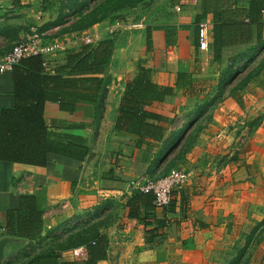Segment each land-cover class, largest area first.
Instances as JSON below:
<instances>
[{
  "label": "crops",
  "instance_id": "crops-1",
  "mask_svg": "<svg viewBox=\"0 0 264 264\" xmlns=\"http://www.w3.org/2000/svg\"><path fill=\"white\" fill-rule=\"evenodd\" d=\"M248 1L237 0L222 14L221 63L213 60L211 41L207 50L197 48L196 18L210 27L213 22L210 13L201 12V0H154L147 7L142 29L111 31L112 24L105 20L88 28L100 39L115 42L111 61L102 73L106 84L98 123H93L96 107L89 102L80 103L70 114L46 101L43 114L50 130L86 138L89 153L82 162L50 155L45 166L0 160V238L8 236L3 231L4 213L16 205L19 195H36L44 207L40 237H14L17 240L4 247L1 264H24L48 249L56 250L62 261H75L71 250L76 247H61L87 220V212L108 198L113 199L112 206L103 216L109 219L97 227L106 237L108 255L96 264H217L221 254L231 250L240 237L238 230L252 225L264 207V116L253 132H245L249 121L264 114V49L242 67L247 51L256 47V26L246 20ZM28 2L0 0V55L28 33L31 21L20 8ZM31 23L41 24L36 19ZM241 53L246 56L237 58ZM63 56L49 55L46 69H53ZM234 57L232 68L242 69L228 89L254 67L261 69L241 88L227 91L212 110L210 120L178 165L190 176L174 190L175 210L155 208L154 217H163L165 222L156 231L158 242L146 246L143 223L128 218L124 204L132 182L147 176L160 142L147 140L136 147V136L114 130L125 85L140 68L148 69L152 82L161 85H172L178 72L189 74L188 87L175 89L173 95L145 107L165 117L154 122L165 129L167 137L188 122L197 103L215 93L220 73ZM12 92L11 69L0 72V110L13 104ZM80 123L85 126H76ZM151 222L147 229L155 226L156 221Z\"/></svg>",
  "mask_w": 264,
  "mask_h": 264
},
{
  "label": "trees",
  "instance_id": "trees-1",
  "mask_svg": "<svg viewBox=\"0 0 264 264\" xmlns=\"http://www.w3.org/2000/svg\"><path fill=\"white\" fill-rule=\"evenodd\" d=\"M152 1L154 0L62 1L57 18L47 21L43 27H39V30L44 31L65 24L66 19L62 13L64 8L77 15L79 19L61 29V33L84 30L104 20L111 24L117 20H125L126 17L120 13L122 9L135 8L143 3L144 7H148ZM236 2L237 0H201L200 2L201 12L212 15L210 41L214 62H222L224 47L222 29L225 24L222 14ZM247 4L246 20L256 26V47L255 50L247 51L248 59L242 67L253 62L264 49V0H249ZM83 21L84 23L81 24ZM200 21L197 17V25ZM149 40L148 31L146 34L148 44ZM114 43L112 38H103L94 44H80L76 48L66 49L63 52V59L57 62L53 69H46L41 55L24 57L12 66L13 104L0 110V160L45 166L50 155H58L84 161L90 150L86 138L50 130L43 114L44 103L55 102L61 110L73 114L80 103L89 102L96 107L93 123L97 124L100 99L106 84L102 73L111 61ZM245 56V53H241L237 58ZM237 58L234 57L223 68L220 73L221 82L215 93L197 103L190 115L188 114V122L182 128L171 131L167 137L164 134L165 129L154 122L164 120L165 117L148 111L145 107L153 101H163L167 96L173 95L175 89L188 87L191 81L189 74L178 72L172 85H161L152 82L148 69L140 68L135 77L126 83L118 106L114 130L136 136V147H140L143 141L147 140L160 142L146 170L148 177L159 178L173 169H178L187 150L210 120L212 110L224 98L226 92L231 93L241 88L259 73L261 66L258 65L228 89L241 73L242 68H232ZM263 116L264 114L259 115L248 122V133L255 130ZM76 126L84 127L85 124L80 123ZM158 170L159 174H157ZM174 194L173 190L169 204L163 208L167 212L175 210ZM112 202L113 199H105L94 206L92 211L87 212V220L78 226L79 229L75 234H71L61 247L63 249L84 245L87 252L84 260L62 261L56 250L48 249L32 255L24 264H96L97 261L105 259L108 255V243L105 235L98 233L97 227L105 224L109 219V216L103 214L112 206ZM124 206L128 210V218H135L143 223L146 246L156 244L158 242L155 239L156 231L164 226L165 218L154 217L153 212L156 207L153 204L152 194L132 188ZM43 212L42 201L36 195H19L16 205L4 213V234L28 240L39 238ZM151 220L156 221V224L151 227L152 229H147L152 224ZM261 228L264 231V217L245 235L241 247L235 244L239 238L234 242L231 250L224 253L227 261L220 264H245L248 259L245 258L246 251L259 243L256 234ZM259 264H264V255L260 258Z\"/></svg>",
  "mask_w": 264,
  "mask_h": 264
},
{
  "label": "built area",
  "instance_id": "built-area-1",
  "mask_svg": "<svg viewBox=\"0 0 264 264\" xmlns=\"http://www.w3.org/2000/svg\"><path fill=\"white\" fill-rule=\"evenodd\" d=\"M39 19V16L38 18ZM143 20H134L126 18L117 20L111 25V31L116 29H142ZM210 25L207 21L201 20L197 25V43L200 51L207 50L210 42ZM44 31L39 30L38 24H32L28 33L18 40L12 49L0 55V72L10 70L12 66L18 63L22 58L30 55H41L44 58V65L47 63V57L59 51H65L70 48V43L79 40L82 44H94L100 38L95 32H80L74 36L71 41L61 42L57 39L48 40ZM190 172L182 169H173L166 175L159 178H150L148 176L140 177L133 181L132 188L142 193H151L153 204L157 208H165L172 197V191L181 187L189 178ZM76 260L86 257V248L79 246L71 250Z\"/></svg>",
  "mask_w": 264,
  "mask_h": 264
},
{
  "label": "rangeland",
  "instance_id": "rangeland-1",
  "mask_svg": "<svg viewBox=\"0 0 264 264\" xmlns=\"http://www.w3.org/2000/svg\"><path fill=\"white\" fill-rule=\"evenodd\" d=\"M28 1H29L28 4H22L20 8L27 12L31 22L36 19L39 23H41L40 25L38 24L39 27H43L47 21H53L57 18L58 14L61 11V6L63 4L62 1H66V0H28ZM15 2H16V0H15ZM143 5H144V3L138 4L135 8L133 7V8L122 9L120 11V13L123 17L131 18L134 20H139V19L141 20L142 19L144 22L145 21L144 16L147 17V15L149 13L148 12L149 8H147V6L144 7ZM142 8H145V9L142 10ZM74 9H76V8H74ZM63 11L64 12H62V13H63L64 19H66V23L62 24L63 27L61 25V26H56L53 28L45 29L44 32L46 33L45 35H46L48 40L57 39V40L65 43V42L71 41L74 38V36L80 32L81 33L82 32H91V31H87L88 30V28H87L84 30H75L72 32L61 33V29L68 26L73 21H76L79 19V17L77 15H75L74 13H71L67 9L65 10V8ZM85 12H87V10H85ZM85 12H83V13H85ZM136 13H141V15H140L141 17L138 16V14H136ZM36 16H37V18L39 16V19H37ZM137 18H139V19H137ZM31 22L29 23L30 25H32ZM83 23H84V21L81 22V24H83ZM80 44H82V43L79 40H76V42H74L73 44L70 43L69 47L70 48H76ZM63 52L64 51H59L56 53H63ZM202 124H204V123L202 122ZM245 132H248V131H245ZM179 169H182V168H179ZM182 170H184V169H182ZM159 172L160 171L158 170L157 174H159ZM263 217H264V207L261 211V214H259V217L252 219V225H249V226L247 225V227L242 226L238 230V235L240 237L235 244L238 245L239 247H241V245H243V243H244L245 235ZM256 235H257V240L259 241V243L255 244L254 246H252L251 248H249L246 251L245 258H248V259H247V262L245 264H259L260 258L264 255V231H262V228H261V230L259 229V232H257ZM224 261H225V256H224V254L223 255L221 254L219 259L217 260V264L223 263Z\"/></svg>",
  "mask_w": 264,
  "mask_h": 264
},
{
  "label": "water",
  "instance_id": "water-1",
  "mask_svg": "<svg viewBox=\"0 0 264 264\" xmlns=\"http://www.w3.org/2000/svg\"><path fill=\"white\" fill-rule=\"evenodd\" d=\"M100 102H101V99H100ZM97 130L95 131L96 135H97ZM16 240H17L16 238L9 237V236H4L0 238V264L2 262V259L4 258V247L11 242H15Z\"/></svg>",
  "mask_w": 264,
  "mask_h": 264
}]
</instances>
